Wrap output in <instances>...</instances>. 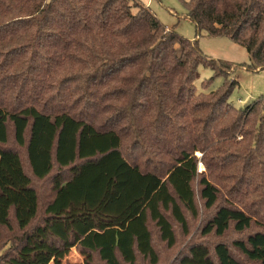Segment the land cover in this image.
I'll list each match as a JSON object with an SVG mask.
<instances>
[{
  "label": "trees",
  "instance_id": "16d2710c",
  "mask_svg": "<svg viewBox=\"0 0 264 264\" xmlns=\"http://www.w3.org/2000/svg\"><path fill=\"white\" fill-rule=\"evenodd\" d=\"M182 1L194 40L138 0H0V238L12 213L28 229L0 264H50L73 247L106 264L139 256L158 264L150 226L169 246L175 222L188 234V214L199 215L196 183L214 210L203 234L264 226V202H248L260 188L254 170L264 181V97L241 110L230 102L238 66L264 69V0ZM202 32L244 46L251 63L205 54ZM200 66L214 73L202 82L207 92L197 89ZM222 178L233 183L225 195L213 180ZM35 179H51L53 197L32 227ZM233 246L264 264V230ZM179 264L244 263L224 242L213 251L195 242Z\"/></svg>",
  "mask_w": 264,
  "mask_h": 264
},
{
  "label": "rangeland",
  "instance_id": "374dc122",
  "mask_svg": "<svg viewBox=\"0 0 264 264\" xmlns=\"http://www.w3.org/2000/svg\"><path fill=\"white\" fill-rule=\"evenodd\" d=\"M143 4L151 7L155 12L158 18L165 24L168 28L174 29L179 34L194 40L197 35V27L195 23L187 17V8L182 0H138ZM199 45L205 54L211 56L215 59H221L224 61L235 63V65H249L251 63L249 54L246 48L228 37H212L202 32L199 36ZM31 71L25 72V75L31 74ZM199 77L196 80L197 89L199 92H207L202 87V82L209 80L213 77L214 73L210 68L200 66L199 68ZM19 77V76H18ZM22 77V76H20ZM39 77L45 79V73H39ZM60 75H55L53 78L48 77V81H59ZM232 79H236L239 82V86L233 91L230 96V102L238 109H244L249 103L264 97V69L252 70L244 66H238L235 73L231 75ZM229 77V81H231ZM225 78L218 77L215 79V82L212 86V89L219 88ZM44 81H47L46 79ZM228 81V82H229ZM21 80L18 81V85ZM263 103L261 104L257 119L261 118L263 115ZM250 129H254V124H248ZM249 130V129H247ZM15 146L14 143H12ZM21 149V153L25 156V149ZM234 150V149H233ZM201 157L202 153H197ZM200 171L205 170L204 164L200 163ZM261 169L254 170L256 176L254 178V183L257 188L248 198L249 206H252L254 209H257L261 201L264 202V181L258 175ZM231 173V172H228ZM52 179V178H51ZM34 180V186L38 191L40 197L41 209L37 219H35L32 227L39 223L44 216V206L49 202L53 197L52 190V180ZM214 182L219 184L223 194H227L228 188L232 186V180L226 182V178H222L220 181L213 179ZM234 182V181H233ZM236 183V182H234ZM195 189L198 194V205H199V215L197 217H192L188 214L189 219V233L185 234L182 228L178 223H174L176 231V244L174 246H169L165 241L162 240L158 227L152 223L151 229L154 236V246L158 256V264H179V257L184 252L188 251L191 244L195 242H204L206 243L212 251L214 247L219 242L226 243L236 257L244 264H250V261L236 248L233 246L234 242L238 239L245 238L251 231L260 229L264 230V226H259V224H254L253 228L240 233L237 232L233 227L227 231L223 236H217L215 234L205 235L203 234V228L210 218L213 215L214 210H209L204 206V201L200 198L199 186L196 183ZM264 213V207L261 210ZM12 217V226L11 230L6 228L3 229L2 236L0 238V255L4 254L6 251H9L13 245L20 244L22 237L26 230H20L14 220L13 213ZM264 223V222H263ZM31 227H29L30 229ZM50 264H106L100 259L98 254L83 251L78 247H73L70 249L63 250L59 252ZM136 264H151L150 260L139 256Z\"/></svg>",
  "mask_w": 264,
  "mask_h": 264
},
{
  "label": "built area",
  "instance_id": "2783aa9c",
  "mask_svg": "<svg viewBox=\"0 0 264 264\" xmlns=\"http://www.w3.org/2000/svg\"><path fill=\"white\" fill-rule=\"evenodd\" d=\"M263 116H264V107H263Z\"/></svg>",
  "mask_w": 264,
  "mask_h": 264
}]
</instances>
